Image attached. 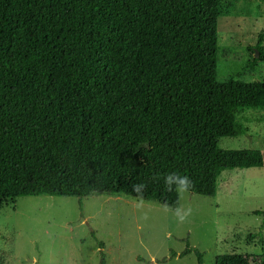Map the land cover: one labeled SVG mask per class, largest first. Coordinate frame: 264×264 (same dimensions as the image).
Listing matches in <instances>:
<instances>
[{
    "label": "trees",
    "instance_id": "1",
    "mask_svg": "<svg viewBox=\"0 0 264 264\" xmlns=\"http://www.w3.org/2000/svg\"><path fill=\"white\" fill-rule=\"evenodd\" d=\"M221 1L0 0V210L94 195L175 209L179 189L214 198L223 171L262 168L258 151L217 147L244 134L239 114L264 112V83L217 82ZM249 51L254 69L262 35Z\"/></svg>",
    "mask_w": 264,
    "mask_h": 264
},
{
    "label": "rangeland",
    "instance_id": "2",
    "mask_svg": "<svg viewBox=\"0 0 264 264\" xmlns=\"http://www.w3.org/2000/svg\"><path fill=\"white\" fill-rule=\"evenodd\" d=\"M217 30V82L264 83V62L248 67L259 35L264 45V0H222ZM237 121L244 134L220 138L217 147L264 157V112L248 110ZM178 195L175 209L124 196L94 195L81 208L75 198L17 199L0 210V264H99L102 254L106 264H197L194 253L179 257L186 242L203 264L264 255L263 218L254 215L264 212V165L223 171L214 198Z\"/></svg>",
    "mask_w": 264,
    "mask_h": 264
},
{
    "label": "water",
    "instance_id": "3",
    "mask_svg": "<svg viewBox=\"0 0 264 264\" xmlns=\"http://www.w3.org/2000/svg\"><path fill=\"white\" fill-rule=\"evenodd\" d=\"M254 58H258V54H257V52H255V57Z\"/></svg>",
    "mask_w": 264,
    "mask_h": 264
}]
</instances>
